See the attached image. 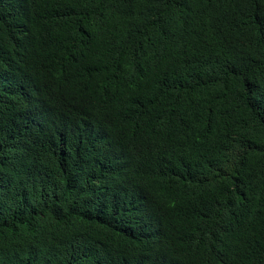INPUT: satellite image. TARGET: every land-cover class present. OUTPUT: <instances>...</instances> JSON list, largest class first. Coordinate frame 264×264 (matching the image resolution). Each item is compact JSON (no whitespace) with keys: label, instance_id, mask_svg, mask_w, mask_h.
<instances>
[{"label":"trees","instance_id":"trees-1","mask_svg":"<svg viewBox=\"0 0 264 264\" xmlns=\"http://www.w3.org/2000/svg\"><path fill=\"white\" fill-rule=\"evenodd\" d=\"M0 264H264V0H0Z\"/></svg>","mask_w":264,"mask_h":264}]
</instances>
